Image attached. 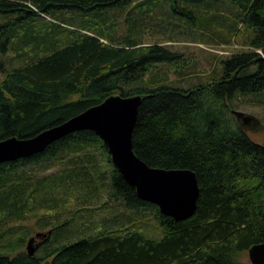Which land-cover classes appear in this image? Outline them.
Returning a JSON list of instances; mask_svg holds the SVG:
<instances>
[{
	"label": "trees",
	"instance_id": "16d2710c",
	"mask_svg": "<svg viewBox=\"0 0 264 264\" xmlns=\"http://www.w3.org/2000/svg\"><path fill=\"white\" fill-rule=\"evenodd\" d=\"M177 21L200 37L223 26L246 47L221 57L217 74L176 83L161 66L186 73L183 53L162 42ZM111 93L143 94L133 149L149 165L194 170L195 211L162 213L93 130H73L0 162V236L29 216L47 228L32 254L20 232L0 264H250L239 258L264 240V143L231 109L264 96V0H0V139L33 135Z\"/></svg>",
	"mask_w": 264,
	"mask_h": 264
},
{
	"label": "water",
	"instance_id": "95a60500",
	"mask_svg": "<svg viewBox=\"0 0 264 264\" xmlns=\"http://www.w3.org/2000/svg\"><path fill=\"white\" fill-rule=\"evenodd\" d=\"M142 98L141 93H111L98 103L33 135L1 138L0 162L30 155L73 130L88 128L103 140L111 162L140 198L155 203L162 213L175 219L185 218L195 211L199 193L194 170L149 165L133 149L132 130ZM231 112L241 126L250 121L257 123L252 114L241 109L232 108ZM33 239L30 236L26 241L29 254L34 253L38 245H31ZM247 253L250 264H264V240L252 243Z\"/></svg>",
	"mask_w": 264,
	"mask_h": 264
},
{
	"label": "rangeland",
	"instance_id": "374dc122",
	"mask_svg": "<svg viewBox=\"0 0 264 264\" xmlns=\"http://www.w3.org/2000/svg\"><path fill=\"white\" fill-rule=\"evenodd\" d=\"M220 5V11L223 12H228L227 9L231 6L227 2H221ZM203 8H206V6H203ZM176 23L177 25L175 26L170 25L172 29H169L170 32H173V39L162 42L171 49L183 53L187 62L182 63L181 66L186 67V73L184 76L177 78V75L171 72V69L174 66H180V64L171 65L170 63H166L161 66L163 69L168 68L170 70L168 77L170 80L174 79L176 83L187 85L206 78L209 74H217L220 70L219 60L221 57L246 47L241 42L242 35L228 37L225 35L226 29L223 26L219 25L215 30L212 28V30H208L204 36L200 37L197 32H191L195 30L194 27H190L181 21H177ZM154 34L156 35L157 32H154ZM164 38L166 39V37ZM199 38L203 39V41ZM225 38H228L226 42L224 41ZM234 108L241 109L256 118L257 123L246 124L243 126V129L252 139L264 143V96H241L234 105ZM34 222L35 218L30 216L25 220L18 219L17 221H12L11 224L19 226V232H10L8 230L2 232L3 234L0 236L1 251L6 252L10 250L9 242H17L18 237L23 232H26V238L24 239L25 244L22 245V248L26 249V241L30 236L34 237L31 245L36 246L42 240V235L46 233L47 228H39L35 226ZM239 259L242 262L249 263L247 250L240 253Z\"/></svg>",
	"mask_w": 264,
	"mask_h": 264
},
{
	"label": "flooded vegetation",
	"instance_id": "af4514ba",
	"mask_svg": "<svg viewBox=\"0 0 264 264\" xmlns=\"http://www.w3.org/2000/svg\"><path fill=\"white\" fill-rule=\"evenodd\" d=\"M252 123V121H250L248 124Z\"/></svg>",
	"mask_w": 264,
	"mask_h": 264
}]
</instances>
